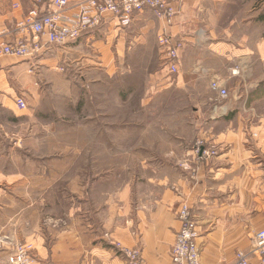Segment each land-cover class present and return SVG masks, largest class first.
I'll return each mask as SVG.
<instances>
[{"label":"crops","instance_id":"1","mask_svg":"<svg viewBox=\"0 0 264 264\" xmlns=\"http://www.w3.org/2000/svg\"><path fill=\"white\" fill-rule=\"evenodd\" d=\"M252 1L231 14L240 0H178L171 26L151 10L128 27L108 17L37 60H0V264L20 243L37 264H127L116 242L139 247L146 264H172L184 201L203 264L251 251L264 228V1ZM33 6L0 0V29ZM163 31L185 41L174 75ZM44 129L66 155L35 153ZM199 136L220 152L192 178L180 164ZM22 147L34 152L21 156Z\"/></svg>","mask_w":264,"mask_h":264},{"label":"built area","instance_id":"2","mask_svg":"<svg viewBox=\"0 0 264 264\" xmlns=\"http://www.w3.org/2000/svg\"><path fill=\"white\" fill-rule=\"evenodd\" d=\"M178 0H47L42 5L34 4L29 12L13 27L0 29V60L11 56L26 60H37L50 46H62L78 40L84 33L96 29L108 18L116 19L122 27L132 24L134 16L145 10H151L155 16L173 25ZM158 42L164 52V62L174 75L180 71L181 56L185 48L184 39H178L163 31ZM60 71H65L60 66ZM212 89L221 100L229 93L220 81L211 83ZM20 110H26L28 104L22 97L16 99ZM192 156L180 164L182 170L196 178L202 162L218 156L220 149L210 139L199 136L191 147ZM180 223L175 242L170 251L172 264H203L198 245L199 225L194 210L188 202H182L177 210ZM115 246L124 254L127 264H146L139 247H127L120 242ZM31 244L20 243L10 254L8 264H37ZM258 258L257 262L252 260ZM233 264H264V228L254 237L251 251L238 248Z\"/></svg>","mask_w":264,"mask_h":264},{"label":"rangeland","instance_id":"3","mask_svg":"<svg viewBox=\"0 0 264 264\" xmlns=\"http://www.w3.org/2000/svg\"><path fill=\"white\" fill-rule=\"evenodd\" d=\"M24 1H30L32 4H39L41 3L42 1H47V0H24ZM261 1H264V0H261ZM253 4V1L252 0H240V2L237 4V5H234V8L232 9V7L229 9V13L233 14L237 9L238 10H242L246 7H248L249 5ZM259 5V3H258ZM264 8V6L262 7ZM60 68V67H59ZM58 68V69H59ZM212 89V87H211ZM213 90V89H212ZM214 91V90H213ZM215 92V91H214ZM53 118L55 119V117L53 116ZM46 122L48 120H50L49 118H45ZM24 126H28V122H26V120L24 122ZM30 127V125H29ZM27 129V128H26ZM45 131L44 132H41V134L37 137V149L35 150V153L37 155H40V156H52V157H58V156H62V155H66V153L68 152L67 149H64V148H60L59 147V140L56 136V134L54 132H51V130L49 129H44ZM25 134V133H24ZM26 136V135H25ZM195 141V140H194ZM214 143V142H213ZM215 144V143H214ZM217 145V144H216ZM25 147V146H24ZM219 148V147H218ZM32 151L34 152V150H28L27 148H20V155L21 156H28V155H32ZM1 153H4V155H8L5 152L1 151L0 150V154ZM18 155V154H17ZM76 167V166H75ZM86 167H88L86 165ZM91 167V166H90ZM27 199L28 198H24L23 200L25 202H27ZM64 200L62 201V207L64 208L65 207V204H66V201H65V198H63ZM52 200L55 201V198H52ZM71 200H73L71 197L68 199L67 198V204L68 205H71ZM75 200V199H74ZM56 207H61V201H60V198H56Z\"/></svg>","mask_w":264,"mask_h":264}]
</instances>
